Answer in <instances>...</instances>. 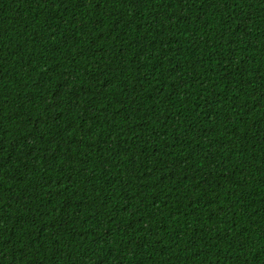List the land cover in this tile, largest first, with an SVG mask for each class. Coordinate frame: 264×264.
Instances as JSON below:
<instances>
[{"label":"trees","instance_id":"obj_1","mask_svg":"<svg viewBox=\"0 0 264 264\" xmlns=\"http://www.w3.org/2000/svg\"><path fill=\"white\" fill-rule=\"evenodd\" d=\"M0 264H264V0H0Z\"/></svg>","mask_w":264,"mask_h":264}]
</instances>
